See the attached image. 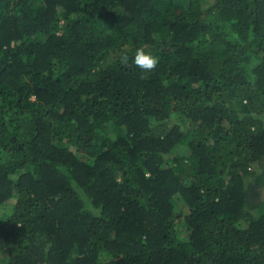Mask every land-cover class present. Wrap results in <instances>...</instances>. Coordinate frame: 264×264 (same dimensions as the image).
Here are the masks:
<instances>
[{
  "label": "trees",
  "instance_id": "trees-1",
  "mask_svg": "<svg viewBox=\"0 0 264 264\" xmlns=\"http://www.w3.org/2000/svg\"><path fill=\"white\" fill-rule=\"evenodd\" d=\"M0 264H264V0H0Z\"/></svg>",
  "mask_w": 264,
  "mask_h": 264
},
{
  "label": "clouds",
  "instance_id": "clouds-1",
  "mask_svg": "<svg viewBox=\"0 0 264 264\" xmlns=\"http://www.w3.org/2000/svg\"><path fill=\"white\" fill-rule=\"evenodd\" d=\"M128 62L129 57L127 53L122 54L121 63L127 65ZM131 62L136 68L140 70L141 78H143L145 74L154 72L160 63L158 57L154 56L150 52H147L143 47L136 49Z\"/></svg>",
  "mask_w": 264,
  "mask_h": 264
}]
</instances>
